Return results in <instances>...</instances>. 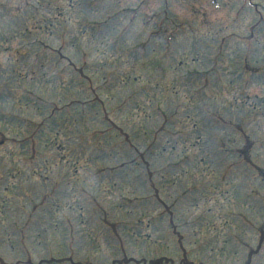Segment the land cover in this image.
<instances>
[{
	"label": "rangeland",
	"instance_id": "1",
	"mask_svg": "<svg viewBox=\"0 0 264 264\" xmlns=\"http://www.w3.org/2000/svg\"><path fill=\"white\" fill-rule=\"evenodd\" d=\"M6 262L264 264V0H0Z\"/></svg>",
	"mask_w": 264,
	"mask_h": 264
}]
</instances>
